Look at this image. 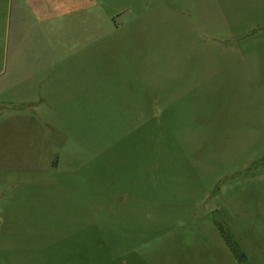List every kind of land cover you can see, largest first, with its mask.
I'll list each match as a JSON object with an SVG mask.
<instances>
[{
	"label": "rangeland",
	"instance_id": "rangeland-1",
	"mask_svg": "<svg viewBox=\"0 0 264 264\" xmlns=\"http://www.w3.org/2000/svg\"><path fill=\"white\" fill-rule=\"evenodd\" d=\"M31 1L0 0V264H264V0Z\"/></svg>",
	"mask_w": 264,
	"mask_h": 264
},
{
	"label": "crops",
	"instance_id": "crops-1",
	"mask_svg": "<svg viewBox=\"0 0 264 264\" xmlns=\"http://www.w3.org/2000/svg\"><path fill=\"white\" fill-rule=\"evenodd\" d=\"M24 1H28V0H24ZM33 1L34 0H32L29 3V6L28 7L30 8V10L32 12H35L36 9H37V7H38V5L37 4H34ZM72 2H73L72 5H68L66 7V4H64L65 2L62 1L60 7L62 8L61 11L62 12H65V13H63L61 15H59V14H52L50 17H48L44 21L51 22L53 20L54 21H56V20H65L68 17V14H70V13H73L74 12L75 14H78V16H81V14H85L87 12L86 3H84L82 5L81 0H72ZM12 6H13V2H11V8H12ZM21 8H25V7L20 4V0H17L16 10L19 11ZM28 104H32V103L31 102H28Z\"/></svg>",
	"mask_w": 264,
	"mask_h": 264
},
{
	"label": "trees",
	"instance_id": "trees-1",
	"mask_svg": "<svg viewBox=\"0 0 264 264\" xmlns=\"http://www.w3.org/2000/svg\"><path fill=\"white\" fill-rule=\"evenodd\" d=\"M235 252L237 253V251L235 250ZM237 255H238V258L240 259V261H242L243 260V254H240V253H237Z\"/></svg>",
	"mask_w": 264,
	"mask_h": 264
}]
</instances>
